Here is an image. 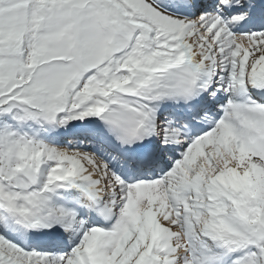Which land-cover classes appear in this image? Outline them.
I'll return each mask as SVG.
<instances>
[{"label":"snow or ice","instance_id":"1","mask_svg":"<svg viewBox=\"0 0 264 264\" xmlns=\"http://www.w3.org/2000/svg\"><path fill=\"white\" fill-rule=\"evenodd\" d=\"M0 264H264V0H0Z\"/></svg>","mask_w":264,"mask_h":264}]
</instances>
